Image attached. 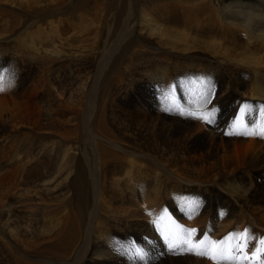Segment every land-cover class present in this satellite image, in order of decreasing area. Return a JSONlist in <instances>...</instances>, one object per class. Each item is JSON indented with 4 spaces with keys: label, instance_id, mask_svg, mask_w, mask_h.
<instances>
[{
    "label": "bare ground",
    "instance_id": "obj_1",
    "mask_svg": "<svg viewBox=\"0 0 264 264\" xmlns=\"http://www.w3.org/2000/svg\"><path fill=\"white\" fill-rule=\"evenodd\" d=\"M88 1L111 47L101 83L99 46L29 34L50 37ZM172 1L0 0V264H241L174 254L176 225L264 255V0H187L208 28ZM213 108L211 123L187 115Z\"/></svg>",
    "mask_w": 264,
    "mask_h": 264
},
{
    "label": "rangeland",
    "instance_id": "obj_2",
    "mask_svg": "<svg viewBox=\"0 0 264 264\" xmlns=\"http://www.w3.org/2000/svg\"><path fill=\"white\" fill-rule=\"evenodd\" d=\"M187 3H188V1L187 0H185ZM163 2H165V1H163ZM167 2V1H166ZM172 2H175L180 8H179V14L181 15V13H182V10L184 9L185 11V13H187L188 12V10H189V12H190V14L196 19V23H197V25L196 26H199L200 28H208L207 27V25H205V17H203V19H201L202 17L201 16H204L203 14L201 15V12L199 13L197 10H196V8L193 6L194 4H192L191 6H192V9H190L191 8V6L189 5V4H191V3H186V2H184V0H174V1H172ZM88 4H89V1H88ZM87 4V8H88V12L89 13H87V14H85L84 12L86 11L85 9L84 10H82V11H78L76 14H74V15H68V17L67 16H65V15H62V18H61V21L59 22V24H58V26H56V29L53 31V33L51 34V36L50 37H45V38H43V39H41L40 37H37V36H35L33 33H32V30L31 31H29V34L33 37V38H37L38 39V41H40L41 43H44L45 42V44H49L50 46L52 45V46H55V45H57V42H51V41H49L50 39H52L51 37H55L57 34L60 36V37H62L63 39H64V42L68 45V43L69 44H71L73 47H77L78 45L79 46H82V44H87V45H91V44H94L95 45V47L96 46H99L98 48V51H100V45H101V38H100V35H99V32L96 30L98 27V21H95L94 20V14L92 13V14H90L91 12H95L94 10H93V8H92V6H90V4L88 5ZM166 4V3H165ZM180 4V5H179ZM182 6V7H181ZM187 6V7H186ZM190 6V7H189ZM193 8H195V9H193ZM178 12V11H177ZM79 13H80V15H79ZM133 13L134 12H132V11H129L128 13H127V15L124 17V18H122L118 23H116L115 25H112L111 27H110V31H111V35H112V38L113 39H115V40H121V39H123L127 34H128V31H129V28H130V26H131V24H132V20H133ZM76 17V16H78V17H76V18H74V17ZM89 16V17H88ZM92 16V17H91ZM82 17V18H81ZM86 18V19H84V18ZM201 17V18H200ZM72 19V18H74L75 20H69V19ZM91 18V19H90ZM82 19V20H81ZM92 19L94 20L93 22H92ZM56 20V19H55ZM67 20H68V22H67ZM84 20H86V21H84ZM88 20V21H87ZM90 20H91V22H90ZM99 20V19H98ZM78 21V22H77ZM80 21V22H79ZM200 23H199V22ZM76 22V23H75ZM83 22V23H82ZM77 23H78V27H77ZM88 23H91L90 25H89V27H88ZM204 23V24H203ZM92 24L94 25V26H92ZM96 24H97V26H96ZM72 25H74V26H72ZM100 25V24H99ZM47 23H45L42 27H44V28H47ZM79 26H82V27H79ZM92 26V28H90ZM72 28H73V30H72ZM85 29H87V30H85ZM57 30H58V33H54V32H57ZM73 31V33H72V31ZM81 31V33L79 32V31ZM83 31H85V32H83ZM79 32V33H78ZM96 32V33H95ZM76 33V34H75ZM83 33V34H82ZM85 33V34H84ZM98 35V37L96 36V35ZM68 35H69V37H68ZM85 37H86V39H85ZM96 37V38H95ZM99 38V39H98ZM46 39V40H45ZM85 39V40H84ZM96 39V40H95ZM99 40V43H98V40ZM59 43V42H58ZM110 52H111V47H109V48H107V49H105L104 51H100L98 54H93V55H95L94 57H95V59H94V66H95V70L98 72L97 73V76H99V79L97 80V82L98 83H101L102 82V80H103V72H105L104 71V69H105V66L108 64V60L110 59H107L109 56H110ZM87 66V64H85L84 62L82 63V66ZM84 66V67H85ZM120 104H118V106H119ZM143 106V105H142ZM140 107V106H139ZM144 107V106H143ZM117 110H118V113L119 114H121V112H122V116L123 117H125L126 116V118H128L130 115V117L127 119L128 121H133V119H134V121H136L137 119V117L135 116V114H133V109H129V108H125L124 106H122V107H118L117 108ZM121 111V112H120ZM132 111V112H131ZM127 113V114H126ZM127 115H128V117H127ZM131 118V119H130ZM130 119V120H129ZM76 130H77V128H75ZM74 129V130H75ZM75 130V131H76ZM76 135H78L77 134V131H76V133H75ZM32 146V143H29V147H31ZM39 146V145H38ZM50 160H51V163H50V168H52L53 169V171L52 172H54L55 171V169H56V166L57 165H59V164H61V163H65V158H64V154H63V152L60 150V149H58V148H56L55 150H54V152H53V155L50 157ZM149 162H151V161H147V163L146 162H140V166H141V168L142 169H144V170H146V171H155V172H159V170H162V166H158V167H156L153 163H151V164H153V165H150L149 164ZM125 163H120L118 166H120V165H123V167H126L125 165H124ZM112 166V165H111ZM150 166H151V168H150ZM144 167V168H143ZM155 167H156V169H155ZM161 167V168H160ZM151 169H153V170H151ZM157 170V171H156ZM153 171V172H154ZM123 173V175L125 174V172H122ZM89 221H91V219H89ZM89 224H92L91 222L89 223ZM98 232V230H96L95 229V233H96V235L98 234L97 233ZM118 255H119V260H120V262L121 263H123L124 261H126L127 260V258L128 257H125L123 254H119V252H118ZM117 255V256H118ZM102 264H114V262L112 263V262H103Z\"/></svg>",
    "mask_w": 264,
    "mask_h": 264
},
{
    "label": "snow or ice",
    "instance_id": "obj_3",
    "mask_svg": "<svg viewBox=\"0 0 264 264\" xmlns=\"http://www.w3.org/2000/svg\"><path fill=\"white\" fill-rule=\"evenodd\" d=\"M203 79L201 78V83H203ZM208 79V83L211 86V78H207ZM2 90V89H0ZM211 95V87H209L207 94L205 93H201V98H203L205 100V103H208L210 101L207 100V96ZM215 112V109H210L207 114H198L195 112H189L187 113V115H192V116H199V118L204 119L207 123H211V119L210 117L212 116V114ZM196 204L197 207H199V203L198 202H193ZM167 215V212L165 211V216ZM163 219V217H160L157 221H156V225L159 228L160 225V220ZM196 232L195 229H183L180 226L176 225L174 228H170L168 230H166L163 235H164V239L166 241H169L168 243V248L169 250H172L173 253L175 254V249L177 247H179L180 244H187L189 245L188 248H181V251H195V254L198 256H205L208 255L211 259L216 260L217 256L219 255V257L221 259H225L226 258V254L225 251L223 250V248L220 247V245L222 244V242H215V243H209L207 242L206 238L204 240H200L198 243L196 244H192L191 242V237L192 235ZM231 236V234H230ZM244 240L247 241V230H245V235H244ZM208 243L209 246L208 247H204L202 248L201 246ZM262 243H264V241H262ZM219 248V251H217V249ZM239 250V248H238ZM260 259L264 260V256L259 257Z\"/></svg>",
    "mask_w": 264,
    "mask_h": 264
}]
</instances>
